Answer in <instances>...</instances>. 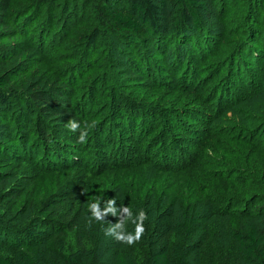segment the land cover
I'll use <instances>...</instances> for the list:
<instances>
[{
    "label": "rangeland",
    "instance_id": "rangeland-1",
    "mask_svg": "<svg viewBox=\"0 0 264 264\" xmlns=\"http://www.w3.org/2000/svg\"><path fill=\"white\" fill-rule=\"evenodd\" d=\"M208 3L201 33L171 51L165 33L122 43L104 0H0V258L38 251L54 264L58 253L94 249V234L109 250L105 229L117 218L87 220L88 204L107 198L144 209V229L186 201L202 204L192 264H243L234 240L242 222L264 234V203L248 209L251 197L236 188L251 180L240 160L264 148V0ZM84 36L95 44L82 45ZM55 94L88 125L84 142L70 120L44 114L38 95ZM124 101L131 108L121 110ZM39 116L67 139L46 146ZM126 166L132 185L140 176L159 184L128 200L119 190Z\"/></svg>",
    "mask_w": 264,
    "mask_h": 264
},
{
    "label": "trees",
    "instance_id": "trees-1",
    "mask_svg": "<svg viewBox=\"0 0 264 264\" xmlns=\"http://www.w3.org/2000/svg\"><path fill=\"white\" fill-rule=\"evenodd\" d=\"M210 1L213 0H104L102 15L112 22L111 27L122 37V43L133 45L137 41H142L141 34H150L154 37L161 34L164 37L165 33L167 37L174 39L168 44L173 43L175 47L172 49L171 45L170 49L176 51L179 49L180 39L188 44L186 40L193 32L194 34L201 33L200 19L203 14L208 15L210 11L208 2ZM222 1L237 2V0ZM255 2L260 4L262 0H255ZM164 15L169 17V19L166 18L167 21L164 20ZM3 27L4 19L0 14V37L4 30ZM80 40L84 43H81L82 45L92 47L96 38L84 36ZM235 40L234 37L226 39L227 42ZM118 70L127 71L128 75L133 74L131 69H126L124 66L118 67ZM7 83L6 76L0 75V114L3 112V97ZM38 96L40 99L37 101L44 104L41 108L45 115L54 113L58 118L75 120L74 113L69 108L70 102L64 98V95L55 94L47 98H43L42 95ZM58 103L66 104L61 113L56 111ZM124 103L125 105L119 106L121 110L131 108L125 101ZM160 116L164 115L160 114ZM37 133L43 138L46 146L53 143V139L57 136L64 140L67 139V136L61 135L41 116L37 121ZM60 148L57 146L56 152H59ZM239 164L248 168L251 180L250 183L243 181V188L240 190L237 186L236 188L238 194L251 197L248 209H252L256 203H264V148L245 156ZM140 166L144 165L136 168ZM121 168L126 179L119 184V190L128 200L133 201L142 194L152 192L149 184H159L152 183L156 180L152 177L144 180L140 176V182L132 185L127 182L131 169L127 166ZM158 187L161 189L162 185ZM201 205L186 201L174 210V213L165 212L158 215L152 223L145 225L144 235L138 241L136 250L119 245L116 240L112 239V247L106 251L103 245L104 240L100 239L103 235L96 237L94 234L92 237L96 241L94 249H83L69 254L58 253L54 264H192V253L196 248L191 242L199 234ZM172 220L178 225L174 227ZM172 236L175 242L171 239ZM234 240L243 264H264V234L254 223L242 222L239 231L234 234ZM0 264H44V261L38 251H22L14 256L0 258Z\"/></svg>",
    "mask_w": 264,
    "mask_h": 264
},
{
    "label": "clouds",
    "instance_id": "clouds-1",
    "mask_svg": "<svg viewBox=\"0 0 264 264\" xmlns=\"http://www.w3.org/2000/svg\"><path fill=\"white\" fill-rule=\"evenodd\" d=\"M68 130L73 133H78L77 139L79 142H84L86 139V128L76 120L69 121ZM124 199V197H123ZM116 199H101L96 198L88 204V223H101L107 215L117 218L114 225H109L105 229V235L112 237L128 246L138 242L144 232V223L148 219V215L144 209H136L133 211L128 206L120 204L116 207ZM131 226V230H129Z\"/></svg>",
    "mask_w": 264,
    "mask_h": 264
}]
</instances>
